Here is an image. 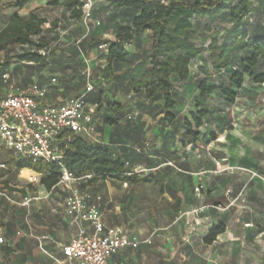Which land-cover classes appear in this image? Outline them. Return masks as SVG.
<instances>
[{"label": "crops", "instance_id": "0c3cea01", "mask_svg": "<svg viewBox=\"0 0 264 264\" xmlns=\"http://www.w3.org/2000/svg\"><path fill=\"white\" fill-rule=\"evenodd\" d=\"M251 1L256 12L249 16L250 32L264 36V0ZM49 2L35 0L15 10L7 6V0H0V31L15 13L24 18L33 14L46 20L44 34H55L62 43L59 46L67 48L55 51L43 64L22 62L24 67L17 73L13 64L0 69V97L34 82L46 92L43 106L62 105L87 93L86 100L94 108L95 132L78 138L106 149L112 160L124 164L128 176L152 181L91 176L51 190L40 185L34 198L5 190L11 201L0 198L6 205V214L0 218V264H73L62 247L71 244L83 226L65 214L64 200L74 189L89 194L90 202L99 206L105 229L120 227L140 242L136 249L116 252L109 264H264V137L259 141L250 128L233 124L229 118L230 108L247 95L248 83L233 105L226 104L217 92L200 98L196 88L192 94L179 89L177 107H185L191 95L198 109L209 112L195 144L202 148L192 151L191 140L177 129L179 116L174 125H163L162 100L131 90L130 84L139 80L147 66L139 46H132L128 61L114 69L109 85L104 82L106 53L98 47L106 40L117 41V25L131 26L127 16L119 19L125 11L108 8L107 1L101 15L94 16L102 24L89 32L82 19H70L65 0L58 6ZM150 36L147 32L143 38L147 41ZM81 41L85 54L79 50ZM58 57L61 60L55 64ZM125 93L131 99L127 105L118 101V95ZM113 104L122 109L112 111ZM128 115L133 117L130 121ZM251 140L255 144L252 152H237L236 145ZM18 171L28 177L36 174L28 169ZM200 185L203 189L197 192ZM219 226L223 232L207 242Z\"/></svg>", "mask_w": 264, "mask_h": 264}, {"label": "trees", "instance_id": "16d2710c", "mask_svg": "<svg viewBox=\"0 0 264 264\" xmlns=\"http://www.w3.org/2000/svg\"><path fill=\"white\" fill-rule=\"evenodd\" d=\"M7 6L15 10H22L35 0H7ZM62 0H50V6H58ZM109 7L115 11H125L130 18L131 26H116L115 42L109 44L106 53L108 75H112L118 65L125 64L130 56L126 46L143 47L142 55L146 63L144 72L136 82L130 84L134 93H145L148 99L162 100L160 110L163 125L171 126L177 121L175 110L180 103L179 89L187 83H192L197 89L200 98H206L217 92L224 102L233 105L239 98L247 80L255 85L264 84V72L258 69L264 63V36L252 34L249 29V16L256 12L251 0H107ZM96 2V0H95ZM64 7L70 12V19L80 21L83 16L82 0H65ZM94 16V10H93ZM224 16L230 22V29L222 40L213 38L209 41V67L202 79L192 82L191 64L202 54V48L196 45L198 31L206 20H214ZM46 20L39 19L31 14L29 17H20L15 13L8 25L0 31V51L8 46L24 48L35 47L43 49V27ZM55 23H52L54 26ZM102 24V23H101ZM151 36L142 44L144 35ZM19 61L43 64V57L33 51L17 57ZM12 59L7 58L3 66L10 65ZM3 67L1 66L0 69ZM219 81V83L217 82ZM111 103V102H110ZM102 104V103H101ZM190 114L195 126L185 122V138L192 142L194 148L200 137V128L205 125L209 112L198 109ZM122 109L113 104L111 110ZM129 116V115H128ZM127 116V119H128ZM133 118V117H132ZM131 118V119H132ZM131 119H128L129 121ZM180 120V119H179ZM184 146L186 144L184 143ZM0 162L17 170L28 169L42 176L41 184L48 190L55 188L62 173L58 166L44 161L30 160L16 161L8 151H1ZM7 155L4 156V155ZM65 168L74 178H83L87 175L94 177H111L125 182H151L147 177L139 179L137 176H128L124 164L119 160H112L109 152L100 147L89 145L81 138H74L69 150L65 151ZM96 178L91 179L94 182ZM6 186V183H2ZM223 232V227L214 228L207 242H212ZM7 252L8 249L5 248Z\"/></svg>", "mask_w": 264, "mask_h": 264}, {"label": "built area", "instance_id": "2783aa9c", "mask_svg": "<svg viewBox=\"0 0 264 264\" xmlns=\"http://www.w3.org/2000/svg\"><path fill=\"white\" fill-rule=\"evenodd\" d=\"M82 2V23L90 32L91 27H99L101 22L93 16L95 0ZM108 46L103 42L98 49L107 53ZM86 96L84 93L62 105L43 106L46 92L34 82L22 91L0 97V152H10L16 161H44L58 166L62 173L59 185L91 178V175L74 178L65 168V151L69 150L73 139L82 135L91 137L95 132L94 108ZM131 118L129 115L128 119ZM0 169H6V165L0 164ZM38 178L39 174H35L31 180L37 182ZM202 189L200 185L197 192ZM0 198L11 201L5 190H0ZM90 200L91 196L79 189L72 190L64 200L66 216L83 223L74 241L62 247L68 260L76 264H109L119 250L138 248L140 242L132 240L122 228L105 229L99 206ZM29 202L25 201V204Z\"/></svg>", "mask_w": 264, "mask_h": 264}, {"label": "rangeland", "instance_id": "374dc122", "mask_svg": "<svg viewBox=\"0 0 264 264\" xmlns=\"http://www.w3.org/2000/svg\"><path fill=\"white\" fill-rule=\"evenodd\" d=\"M164 2H167L169 0H162ZM181 1H194V0H181ZM201 1H206V0H201ZM107 0H96L94 3V16L98 17L101 15L105 9L103 6L104 3H106ZM100 18V17H99ZM107 18V16L105 17ZM126 18V15H121L119 16L120 20H124ZM230 22L224 17L221 16L217 19L214 20H206L203 21L200 28L201 31H198L197 33V38H196V45L202 48V54L192 62L191 64V73H192V79L193 83L197 79H202L204 77V73H202L201 70H199L200 67H203L205 71H210L209 67V52H208V44L209 41L213 38H217L219 41L222 40V37L224 36L225 33L230 29ZM43 43H46V47L43 49H38L35 47H24L21 48L19 46L14 47L11 46L10 48H7L4 51H0V67L2 66L3 69H7V66H3L4 61L7 58L12 59L10 62V65H14V73H17V69L20 67H24L22 64V61H19L17 57L21 56L24 53H27L29 51H33L35 53H38L41 57H43V61H46V57L50 56L55 52V51H64L67 49L66 47L59 46V44H62L59 41V38L54 34L50 35L49 32H45V34L42 36ZM143 43H146V38H143ZM79 42V50L82 52V54H85L84 50H86V46H84L85 42ZM106 42H109V40H106ZM145 45V44H144ZM144 45H142L144 47ZM143 47H139L140 50H143ZM126 49L133 53V47L132 46H126ZM78 51V49H76ZM100 51V50H99ZM79 52V51H78ZM81 55V53H80ZM59 60H57L56 63H58L61 59L58 57ZM53 61V60H52ZM51 60L49 62L53 63ZM28 63V62H26ZM62 68H64L61 65ZM67 67V66H65ZM66 69V68H65ZM107 72L105 76V83L107 86L109 85L108 80L113 79L110 75H108V67L105 66L104 68ZM103 73V70H101ZM259 72H264V63L260 65ZM6 73V71L4 72ZM3 73V74H4ZM252 80L247 81L248 87L247 90L248 92L246 93L243 97V100L237 101V103L231 107V111L229 112V118L232 121L233 124L237 125V122L240 123L242 126L246 128H250L251 132L253 133V137L259 139L261 141L264 137V85H255L251 86L250 82ZM219 83V81L217 80ZM185 91H187L188 94H192L194 91V85L192 83H187L182 87ZM109 97L114 98V95L109 91L108 92ZM244 92L241 93L243 95ZM128 93H125L124 96L122 94L118 95V101L121 103H124V105H127L131 99L127 97ZM246 99V100H245ZM110 100V98H108ZM111 101V100H110ZM196 109V102L195 99L189 96V100L186 103L185 107L179 108L177 107L175 110V114L179 116V122L176 124L177 129H181L182 133L180 134L182 137H184L186 133V129H184V124L185 122H189L192 125V129L194 132H196L195 126L193 124V121L191 120L190 114L192 111H195ZM133 114V113H131ZM232 124V125H233ZM230 126L233 128V126ZM175 130L176 128L173 127ZM254 141L251 140L250 142H242L236 145V150L237 152H252L253 148L255 147V144L253 143ZM200 146H194L192 148V151H195L196 148L199 150L202 148V144H199ZM3 153V152H0ZM4 155V154H3ZM7 157V155H4ZM20 173V171L16 170L14 167L7 166L6 169H0V190H6L9 193L15 192L16 195H23L25 193H28L30 198H34L38 194V188L40 187L41 184V178L39 176L37 182H32V177L33 176H26L27 173ZM2 183H6V186H2ZM35 193V195L33 194ZM10 204V203H9ZM8 205V204H7ZM6 206L4 203L0 202V218H3L4 215L6 214L5 210H3V207ZM74 264V263H73Z\"/></svg>", "mask_w": 264, "mask_h": 264}]
</instances>
